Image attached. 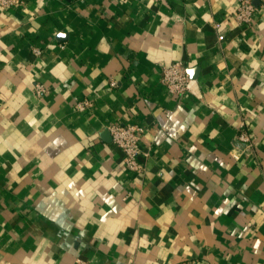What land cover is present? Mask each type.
Here are the masks:
<instances>
[{
	"label": "crops",
	"instance_id": "0c3cea01",
	"mask_svg": "<svg viewBox=\"0 0 264 264\" xmlns=\"http://www.w3.org/2000/svg\"><path fill=\"white\" fill-rule=\"evenodd\" d=\"M236 3L0 9V264H264V7L238 24ZM112 123L143 126V174Z\"/></svg>",
	"mask_w": 264,
	"mask_h": 264
},
{
	"label": "built area",
	"instance_id": "2783aa9c",
	"mask_svg": "<svg viewBox=\"0 0 264 264\" xmlns=\"http://www.w3.org/2000/svg\"><path fill=\"white\" fill-rule=\"evenodd\" d=\"M236 7L231 12L232 17L238 24H251L254 20V14L259 7H264V0H236ZM24 5V0H0V9L9 10ZM160 82L166 90L182 97L189 90V74L187 67L180 61L172 62L163 66L160 73ZM110 88L118 85V81L111 77L107 82ZM34 90L37 95H41L45 88L42 84L36 83ZM89 103L86 100L78 101L75 108L83 110ZM112 142L123 152L122 163L128 171L135 175H141L145 171V162L142 156L147 153L141 148V138L144 131L142 125L138 123H112L108 126ZM239 142L245 145H251V137L245 123L239 125ZM76 264H89L88 262L77 260Z\"/></svg>",
	"mask_w": 264,
	"mask_h": 264
},
{
	"label": "water",
	"instance_id": "95a60500",
	"mask_svg": "<svg viewBox=\"0 0 264 264\" xmlns=\"http://www.w3.org/2000/svg\"><path fill=\"white\" fill-rule=\"evenodd\" d=\"M257 2V1H256Z\"/></svg>",
	"mask_w": 264,
	"mask_h": 264
}]
</instances>
